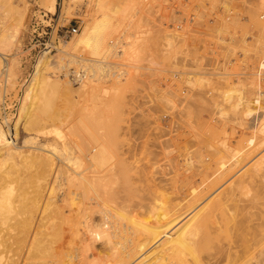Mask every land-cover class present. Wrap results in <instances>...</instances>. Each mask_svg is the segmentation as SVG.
Segmentation results:
<instances>
[{"label": "rangeland", "instance_id": "1", "mask_svg": "<svg viewBox=\"0 0 264 264\" xmlns=\"http://www.w3.org/2000/svg\"><path fill=\"white\" fill-rule=\"evenodd\" d=\"M132 1H135L136 3H134L138 7V11L134 15L128 13L123 14L127 8L129 0H110V12L108 13V19H113L116 22L115 26L112 27L113 31L110 32L112 40H115L120 36L125 37V35L128 34L127 31L124 32V30L127 28L123 25L126 24L131 17L132 24H135L136 26L135 29H138L137 31H139L143 36L138 57L136 61L132 63V66L134 65L133 68L127 65L128 62L126 60H121V57H109L108 61L110 63H114L116 65L120 64L118 69L115 71H118V73L121 71L123 74L120 76V80H115V76H113V78L106 77L104 76L105 73L104 75H101L102 79H100V82L102 80L104 82L106 81L105 83L103 81L101 82L104 84L106 89V92L104 91L102 93V100L99 98L93 101H87L82 97H77L76 94V97L64 100L59 93L61 90L52 85L53 88L51 89L50 87L47 89V91H49H46V95H48L50 107L52 106L50 111H55L58 114L56 117L57 120L51 117L52 121L49 118L48 121H46L47 124L42 122V124H46H43L45 128L43 125H41L42 128L39 125L36 127V129H32L34 131L30 130L31 133H29L34 136L33 134L36 133L37 129H41L40 133H44L36 137L37 139L35 140V144H33V146L37 148L44 147V145L52 143V141L56 139L55 134L51 133L55 130V128H58L59 131H62L60 133H63L64 138H67L66 140L70 141L71 144L74 145V148L77 145H82V142L85 140V138H89V135H86L88 131H91L95 137L105 139L108 142L109 149H111L110 154L113 157L111 165L113 164V168L116 167L114 169L115 173H122L124 175L123 181L120 179L116 185L114 184V187H119L118 195L126 197V201L122 205H124L126 210L129 212H135L138 218L143 219L144 222L147 220V217H149L150 214H153V211L159 210V208L165 210L170 206H173L175 202L177 205L180 204L181 207L184 205V203H186L187 206V204L190 202L189 193L191 191V186L194 188L198 185V188H200L202 184L204 185L207 182H210L209 184L207 183L204 185L206 188L204 187L200 189L202 190L208 188V191H206H211V193H209L207 196L204 195L203 199L200 200L201 202L199 201V207L196 210H193V212L187 210L189 205L187 206V209H183V211L187 210V212L184 214L186 216L182 215V217H184H181L183 223L203 205H206L218 195L226 192L229 185L233 181H236L238 178H240L251 167V163L255 162L264 154V148H262V151H257V153H260H258L259 155L254 153L250 159L246 160L242 164L243 167L241 166L240 169L232 174H229V178L226 176V181L222 180L221 183L218 182L219 186L217 184V188L213 189L215 185H212L213 188L211 187V181H213V177L210 171L212 172L214 170L215 164L213 159H211L213 151L210 147L208 148L207 144H212L214 140H217L215 138H226L228 139L230 145L233 144L232 146H236L235 144L238 143L237 140H239L243 134L248 135L250 130L247 128L246 124L240 125L238 119H236V115L233 113H231L229 119L226 120L227 122L230 121V123H225V119L222 121V118H220V116L217 114L214 116L215 118H211L213 117L214 112L211 110L212 106H209L208 101L206 100L215 97V99L219 101L221 98L220 96L218 97V95H220L222 91H225L231 87L230 83L232 79L233 83L236 81V83L232 84V86L236 87L240 77H252L249 75L251 70L253 72L258 59L255 60L254 58L256 47H254V45H256V43L253 44V39L256 31L253 29L250 19L251 17H248V15L251 14L250 12L257 5V0H247L250 2H247L246 0ZM8 2L9 1L7 0H0V51L4 54L8 61V65H3V60H0V127H2L9 136L8 141L3 146L14 148V143L12 142L14 141L20 147H22L20 151L28 152L32 150V143H22L23 138L27 136V132L22 126H20V133L18 136L17 129L21 116L24 113L26 105L29 101L36 77L40 72L42 63L49 54L55 55L59 52L57 51V46L60 45L59 49L62 48V43L70 41L82 32L81 30L83 29L85 21L89 17V11L86 7L87 0H74V3L71 1L70 14L68 15L64 14L67 0H54L53 5H44L43 0H10V2L13 3V9H11ZM244 3L249 5H245ZM242 11L245 12V14ZM242 13L244 14L243 16ZM246 13L249 14L247 15ZM74 27L77 29V32L70 33L71 29ZM249 31L252 36L250 35ZM165 34L170 36L169 40L171 41L172 46H168L166 39L162 38ZM218 36L220 39H223V42H221L219 38L217 39ZM48 42H51L53 49L42 50L43 44ZM239 43H242L240 45L241 47L239 46ZM243 44L244 46L249 47H242ZM247 48L250 49L247 50ZM39 50H41V52H39ZM242 50L246 52L248 51L246 55L243 56L244 51ZM84 56L86 57V55ZM246 56L249 58V62ZM263 58L261 59V62L264 61ZM54 61L55 59L52 60L53 64L55 63ZM247 63L248 68H254H249L251 70L246 69V71H244V65L246 66ZM260 65L264 66V63H260ZM11 66L13 70H11ZM3 67H6L7 69L6 71L7 74H9V80L4 81V79L1 78ZM119 68L121 70H119ZM243 71L245 73L247 72L248 75H244ZM60 73L61 72H59L57 69H52L48 70L46 75L48 76L49 80L53 82L56 79H60L59 75L62 74ZM114 73L115 72H112V75ZM228 75L231 76L229 77ZM72 76L73 75L69 74L68 80L71 81L73 85L75 84L74 87H78V85L76 86V84H78L77 81L75 79L73 80L74 77ZM229 78H231V81ZM64 79H67V77L63 78V80ZM23 80H28V83L25 88L22 89L20 87V83ZM74 81H76V83ZM228 83L230 85H228ZM261 85H264V79L262 80ZM237 86L239 85L237 84ZM247 89L249 90L250 87L248 86ZM262 89L264 92V86ZM6 91L8 94H10L11 99L18 100L19 98L16 106L17 111L15 117L13 118L12 116L6 118L1 113V102L3 101V94ZM207 91L208 94H205ZM56 92L58 94H56ZM209 92H211V95ZM195 93L201 94L203 96L202 98H204V101L201 100L199 103L197 102L195 104L193 102V99H195ZM236 95H238V93ZM166 97H168L169 101L171 100V102L168 100L165 101ZM101 101H103V103H101ZM191 108L193 110L188 113V109ZM202 109H204V111ZM207 113L211 115H208ZM231 118H234V120ZM5 119H8V122L11 124L9 127L10 129L7 128L6 125L3 127V122ZM183 121H185V123ZM223 122L225 124H223ZM54 123H56V125H54ZM188 124L193 126L190 127L192 128V132H190ZM48 125H50V127ZM245 128L248 129V131ZM193 132L195 135H193ZM196 134H198V136ZM239 134L240 136L238 138ZM205 153L208 156H206ZM204 155L206 160H204ZM213 158L215 159L214 155ZM15 161H20L19 165H16L19 171L16 170L15 167H12L14 171L11 169V175L7 177L8 179L6 178L9 181L8 183H11V185L8 184V186L9 188L12 187V189L10 188L12 194L9 200L3 203L4 205L2 212L5 214V219L0 223V236H17V228L15 225L22 221L20 220L22 216L24 217L22 205H24V201H28L24 198H30L33 195H36L34 192L35 179L33 176L35 169H33L32 164L30 161L23 162L21 158L16 159ZM206 161L209 163H206ZM210 163L213 166L210 165ZM207 165L209 167L206 169ZM3 166L4 165L1 166L0 164V167L3 168L2 170L6 168V166L5 168ZM81 168H86V164ZM208 170L209 172H207ZM203 172L206 174L205 179L207 180L203 179L205 175ZM173 180H175L176 183ZM186 181L187 183L190 181L189 185L192 184L190 188H188L187 183L185 184ZM153 185L155 187H153ZM158 186L161 190L158 189ZM134 187L135 189H133ZM137 187L139 189H137ZM251 187L253 189L251 193H253L255 186L252 185ZM61 188V190L58 188V191L53 193L52 197L57 198L59 193L62 191L67 194L66 192L69 190L77 191L79 189L75 183L63 185ZM121 188L122 191L120 190ZM182 188L185 189V191L182 192ZM176 189H179V192L181 191L182 193H185L186 197L183 196L181 192L178 194ZM159 191L163 192L164 195L162 194V196H167V201L164 200V197L162 198L161 195H158ZM169 193H171V195ZM151 194L153 195L152 197L150 196ZM174 194L176 196H174ZM180 196L182 198H179ZM244 196L245 194H243V197L241 196L242 200H247L250 198V196H247V198ZM183 197L185 199L184 201ZM145 198L146 200L148 199L147 202L144 200ZM157 199L159 200L158 202H162L161 199H163L165 207L163 203H158L156 201ZM186 200L189 201L186 202ZM118 201L121 202L119 197ZM132 201L134 202V205L132 204ZM137 201H139V203ZM165 202L169 203V207H167V203L166 206ZM240 204H243V202ZM127 206H129V208ZM186 206L184 207L186 208ZM130 208H133L134 210L140 208V214L138 215V209L135 211L132 209V211ZM147 208L149 209L147 210ZM68 210V207L65 208V215L68 214ZM145 213L148 216H146ZM141 214L142 217L140 216ZM91 215L94 219L99 218L97 213ZM143 215L146 217L143 218ZM228 216V212H223L218 215L216 222L226 221ZM18 220L20 221L18 222ZM44 222L46 223L48 230L52 231L51 234H55L53 236H69V233L66 232L64 225L59 220H57V224L54 229L52 228L50 220L47 218V216ZM212 226L213 224H211L209 228ZM262 230H264V228H262ZM258 234V237L245 236L246 239H244V236L243 238L242 236H239V239L237 238L238 236H199L202 239L200 241L204 242V244L200 243L201 248H197L198 251L195 254L196 259L193 256L190 258V263L189 261H187V263L199 264L201 261L202 263L200 264H244L245 261L247 262L249 260L248 255H256L259 258L260 252L264 251V236ZM224 235H226V233ZM212 237L215 239L211 240ZM228 237L229 239H227ZM231 237L232 239H230ZM254 237L258 239L261 237V241L260 239L259 241L258 239H254ZM241 238L244 239V242L246 241L247 243H245L250 246L246 245ZM255 241L256 244L258 243L257 246ZM206 243H210V245ZM235 243L236 246L233 245ZM243 244H245V247H243ZM230 246H232L237 251V253L235 251L236 256L233 248ZM247 246L250 248L248 249ZM236 247H239L240 249ZM251 247H254V250L252 249L251 251ZM255 247L257 248L255 249ZM101 248L102 242L97 240L95 243V249L100 251ZM230 248L232 249L230 250ZM232 251L234 254L232 253L231 255ZM241 252H244L245 254H241ZM247 253L248 255H246ZM48 254L53 255L55 252H49ZM237 254H239L240 258ZM10 255L13 254L10 253ZM175 258L176 256L173 257V259ZM193 258L195 259L196 263H193ZM177 259L180 260L181 256ZM202 259H205V261ZM208 259L211 260L208 262ZM187 260H189V258ZM137 261L131 264H135ZM174 261L176 264H179L177 262H180L181 264V261ZM215 261L217 263H215Z\"/></svg>", "mask_w": 264, "mask_h": 264}, {"label": "bare ground", "instance_id": "2", "mask_svg": "<svg viewBox=\"0 0 264 264\" xmlns=\"http://www.w3.org/2000/svg\"><path fill=\"white\" fill-rule=\"evenodd\" d=\"M7 1H9L8 3L11 9H13L14 8L13 3L10 2V0ZM71 1L73 2L74 0ZM71 1L67 0L66 2V9L64 11L65 15L70 14ZM43 2L44 5L54 4V0H43ZM134 2L132 0H129V3L127 4V8L123 12V14L128 13L134 15L138 11L137 9L138 7L135 4L136 2L135 3ZM245 5H249V4L246 3ZM86 7L89 11V17L85 21L83 29L81 30L82 32L78 36L71 39L70 41L62 43V48L59 49L60 45L57 46L58 47L57 51L59 52L55 55L49 54L42 63L40 72L37 75L35 83L33 85L32 92L29 101L26 105L24 114L18 125V129H17L18 136L20 133L19 132L20 126H22L23 129L27 132V136L23 138L22 143L25 144L32 143L33 146V144H35V140L37 139L36 137L44 133L43 132L40 133L41 129H37L36 133L33 134L34 136H32V134H30L31 131H34L32 129H36V127L39 125L42 128L41 125L44 124V123L42 124V122L46 123V121H48L49 118L50 120L52 119L51 117L57 120L56 119V117L58 116L57 112H55L53 108L52 109L55 113L50 111L52 106L50 107L48 101L49 100L48 95H46V93L49 91V90L47 91V89H49L50 87L52 89L53 86L59 88L61 90L59 93L64 100L68 98H74L76 96L82 97L87 101L90 100L93 101L99 98L102 100L103 99L102 93L104 91L106 92V89L104 84L101 83L103 80L100 82V79H102L101 75L102 74L104 75L105 73L104 76L106 77L113 78V76H115L116 77L115 80H120V76L123 74L121 71L119 73L118 71H115L116 69H118V66H120V64L116 65L114 63L113 64L110 63L108 61L109 57L110 56L121 57V60H126L128 62L127 65L129 67L133 68L134 66V65L132 66V63L135 62L138 57L143 36L140 34L139 31H137L138 29H135L136 28L135 24H132V17L128 20L126 24L123 25L127 28L124 30V32L127 31L128 34H126L125 37L120 36L117 39L112 40L110 32L113 31L112 27L115 26L116 22L113 19H108L109 17L108 13L110 12V0H87ZM243 13L245 14V12ZM243 13L242 16L244 15ZM250 13H251L250 15H248L249 13L246 14L248 15V17H251L250 19L253 25V29H255L256 31L255 32L256 34L254 33L255 36L253 34L254 36L253 44L256 43V45H254V47L256 46L254 58L255 60L258 59V61L256 66L254 65L255 68L253 67L255 70L252 67H249L253 69V72L251 69L248 68L247 66L248 63L246 64L247 67L244 65V71H246V69L251 70L252 73L250 72L249 76L252 77L247 78L245 76V77H240L239 79L236 78L239 80V82L237 80L238 82L237 84L239 86H237L236 84V87L232 86V84H235L236 81L235 83H233L232 82L233 79L231 81L232 78L231 77L229 78V80L231 81L230 83L231 87L228 89L224 88L226 90L222 91L221 94L218 95V97L220 96L221 98L219 101L215 99V97L206 100L208 101L209 106H212V108L211 107L210 108L214 112L213 117L211 118H215L214 116H216L217 114L218 116H220V118H222V121L225 119V123H226L227 122L226 120H228L231 113H233L236 115V119H238L239 124L240 125L246 124L247 128L250 130V133L248 135L241 134L242 135L241 138H239L240 134L238 135L239 140H237L238 143L235 144L236 146H232L233 144L230 145L228 139L226 138L223 139V138H215V137L214 138L217 140L213 139L214 142H212V144L210 145L207 144L208 148L210 147L212 149L213 155L215 156V159L213 158V155L211 157V159H213L214 161L215 168L212 172L210 171L213 177V181L211 182L216 183V184L211 183V187L212 185L216 186V187L214 186V188L212 187L213 189L217 188V184L219 186L218 182L221 183L222 180L224 181L226 176H228L227 178H229L230 176L229 174H232L238 169H240L242 164L246 160L250 159V157H252L254 153H257V151H260L262 148H264V92L262 91L263 90L262 87L264 85L263 86L261 85L262 80L264 79L263 78L264 66L260 65V63H264V61L261 62L262 61L261 59L264 57V0H257V5ZM250 35L252 36L251 33ZM169 37H170L169 35L165 34L163 35L162 38L166 39L168 46H172ZM218 38L219 36L217 37V39ZM220 40L221 42H223L222 38ZM242 43H239V46ZM242 47H249V46H244L243 44ZM249 49L250 48H247V50ZM247 52L244 51L243 56L246 55ZM84 55H86V57ZM0 58H1L0 60H3V65L5 64L8 65L7 58L4 56V54L1 51H0ZM53 59H55L54 64L52 63ZM247 59L249 62L248 57ZM52 69L53 70L57 69L59 72L62 73V74L60 73L61 75H59L60 79H56L53 82L50 81L48 76L46 75L48 70H52ZM11 70H13V68ZM119 70L121 69L119 68ZM244 71H243L244 75H248V73L247 72L245 73ZM112 72L115 73L112 75ZM69 74L73 75L72 76L74 77L73 80L75 79L77 81L78 84H76V86L78 85V87H74L75 84L73 85L72 82L68 80ZM228 76L230 77L231 75ZM236 76L238 77L237 74ZM8 77L9 74H6V80H9ZM66 77L67 79L63 80V78ZM76 81L74 82L76 83ZM230 84L228 83V85ZM248 86L250 87L249 90L247 89ZM210 93L211 92H209V94ZM237 93L238 95H236ZM56 94L58 93L56 92ZM205 94H208V91ZM202 97L203 96L201 94L195 93L194 94L195 99H193V102L196 104L197 102L199 103L201 100L204 101V98ZM167 100L169 101L168 97L165 98V101ZM169 102H171V100ZM101 103H103V101H101ZM192 110H193L192 108L188 109V113ZM202 110L204 111V109ZM231 119L234 120V118ZM183 122L185 123V121ZM228 122L230 123V121ZM225 123L223 122V124ZM5 125L7 128L10 127V122H8V119H5V121L3 122V127ZM54 125H56V123H54ZM190 125L188 126V128L193 127ZM240 125L238 126L241 127ZM48 126L50 127V125ZM248 129L246 130L248 131ZM60 132L62 131H59L58 128H55V130L51 132L54 133L56 136V139H54L52 143L44 145V147L41 148L40 147L37 148L33 146L32 150L26 152V151H20L22 147H20L14 141H12L14 143V148L3 146L8 141L7 138L8 135L6 134L4 129L0 127V164L1 166L4 165L3 166L4 168L6 166L4 170H2L3 168L0 167L1 168L0 170H2L0 171L1 172L0 173V223L3 222L5 219L4 216L5 214H3L2 212V208L4 205L3 203L7 202L12 194V191L10 190V188L12 189V187L9 188L8 186L9 181L7 180L8 179L7 177L11 175L12 167L13 168L15 167L16 170L19 171L16 165H19L20 161L19 162L17 161L18 162L17 163L15 161L16 159L21 158L23 162L30 161L33 169H35L33 176L35 179L34 192L36 194L35 196L33 195L30 198L29 197L24 198L28 201L26 202L24 201V205H22L24 211V217L22 216L23 219L20 216L21 217L20 220L22 221L18 223L19 225L18 224L15 225L17 228V233H16L17 236H0V264H131L133 262H136L137 260L138 261L135 264H162V263L176 264L174 260L181 261V264H188L187 261H189L190 263L191 261L190 258H192L193 256L195 258V254L198 251L197 248L198 247L201 248L200 243L204 244V242L200 241L202 239L199 236H214V237L238 236L237 238L239 239V236L240 237L242 236V238L243 236L258 237L257 236L258 232L261 236H264V234H262L264 233V230H262V228H264V154L261 157H259L255 162L251 163L252 164L251 167L240 178H238L236 181H233L229 185L226 192L218 195L206 205H203L183 223L181 220L182 215H184L185 212H187V210H190V212L196 210L199 207L198 205L200 204L199 201L203 199L204 195L207 196L209 193H211V191L207 192L208 188L200 190L201 188L205 187L204 185H206L207 183L209 184L210 182H207L204 185L200 183L202 184L200 188H198L197 184H196L197 187H194L193 185L194 188H192L191 186L192 184L189 185L190 181L189 183H187L186 181L185 184L187 183L188 188H190L191 186V191L189 189L190 202L187 204V206L189 205L188 209L186 203L182 205L183 207L182 208L181 205L180 204L177 205L176 202H175L176 205L173 203L174 205L170 207H169V203L165 202V204L166 203L168 204V206L167 204L166 206L169 208L165 210L159 208V210L161 211L155 210L159 212L153 211V214L152 215L150 214L149 217H147V220L148 219L149 220L148 221L146 220L144 222L143 219L138 218L135 212L134 213L129 212L128 210H126L125 206L122 205L123 203H125L126 197L124 196L122 197L121 195L120 196L118 195L119 187H114V184L116 185V183L120 179L123 181L124 175L122 173L116 174L114 171L116 167L113 168L114 167L112 166L113 164L111 165V161L113 160L112 159L113 157L110 154L111 149H109L108 142L105 139H100L99 137H95V135L91 131H88V133L86 132L87 133L86 135L87 136L89 135V138L88 139L85 138V140L82 142V145H77L74 148V145H72L70 141H67L66 140L67 138H64L63 133ZM190 132H192V128H190ZM240 133H241V129H240ZM193 135H195L194 132ZM196 135L198 136V134ZM206 156L208 155L206 154ZM204 158H205L204 160H206L205 155ZM207 162L208 161H206V163ZM85 164H86V168H81ZM208 165L206 169L209 167ZM210 165L212 164L210 163ZM207 172H209V170ZM203 174L205 173L203 172ZM205 177L206 174L204 175L203 179H205ZM173 181L175 182V180ZM74 183L77 184L79 188L77 191L69 190L68 192H66L67 194H65V192L62 191L59 193L57 198L52 197L53 193L58 191L57 190L58 188H60V190L62 189L61 186L66 184L67 185L74 184ZM9 185H11V183ZM252 185L255 186L253 193H251V191L253 190L251 187ZM153 187L155 186L153 185ZM133 189H135V187ZM137 189L139 188L137 187ZM158 189H160V187ZM120 190L122 191V188ZM177 191L179 194L181 191L182 192L185 191V189L182 188L180 192L179 189ZM162 194H163L162 191L158 192V195L162 196ZM169 194L171 195V193ZM243 194H245L244 197L247 198V196H250V198H248L247 200H242L241 196L243 197ZM182 195L186 197L185 193H182ZM150 196L152 197L153 195L151 194ZM174 196L176 195L174 194ZM118 197L121 202L118 201ZM163 197L164 196H162V198ZM166 197L167 196L164 197L165 198L164 200L167 201L168 198ZM179 198L182 197L180 196ZM144 200H146V198ZM161 200L162 202H158L159 201L158 199L156 201L158 203H163L164 205L163 202L164 200L163 199ZM184 200L185 199L183 197V201ZM189 200H186V202ZM137 202L139 203V201ZM241 202H243V204H240ZM133 203L134 202L132 201V204ZM129 206L127 207L129 208ZM184 206H186V208ZM67 207L69 208V210H68V214L65 215V208ZM148 209L149 208H147V210ZM183 209H187V210L183 211ZM139 210L141 209L139 208L138 211ZM223 212H228L229 216L227 217V220L223 222H219V221L216 222L218 215ZM94 213L98 214L99 216L98 219L92 218L91 214ZM139 214L140 211L138 212V215ZM142 214L140 215L141 217ZM145 215H143V218L148 216ZM46 216L50 220L53 229L57 224V220H59L64 225V228L66 229V232L69 233V236H53L55 234H51L52 231L48 230V227L44 222ZM20 220H18V222ZM211 224H213V226L209 228ZM222 233L224 234L226 233V235ZM213 239L215 238L212 237L211 240ZM227 239H229V237ZM230 239H232V237ZM244 239H246V237ZM244 239H242L243 242ZM254 239H258V238L254 237ZM97 240L102 242V248L100 251L95 249V243L97 242ZM206 244L210 245V243H206ZM245 244H243V247H245ZM233 245L236 246V243ZM232 248H230V250ZM249 248L250 247H248V249ZM253 248L251 247L250 250L252 251ZM256 248L257 247H255V249ZM233 250L235 253L236 250L234 248ZM148 251L149 253L147 254ZM49 252H55V254L49 255L48 254ZM10 253H12L13 255H10ZM232 253L233 251L231 252V255ZM243 253L241 252V254ZM248 253L246 255H248ZM239 254L237 255L240 258ZM179 255L181 256L180 260L177 259L180 258ZM175 256L176 258L173 259V257ZM248 256H249L248 257L249 260L247 261L248 263L245 261L246 264H264V251L260 252L259 258L256 255L255 256L248 255ZM188 258L189 260H187ZM239 258L237 259L240 260ZM195 259L192 260L193 263L194 262L196 263ZM202 260L205 261V259ZM209 260L211 259H208V262ZM177 263L180 264V262ZM200 263L202 262L200 261ZM215 263L217 262L215 261Z\"/></svg>", "mask_w": 264, "mask_h": 264}, {"label": "built area", "instance_id": "3", "mask_svg": "<svg viewBox=\"0 0 264 264\" xmlns=\"http://www.w3.org/2000/svg\"><path fill=\"white\" fill-rule=\"evenodd\" d=\"M77 32V29L74 27L71 29L70 33H76ZM53 49V45L51 44V42H48V43H44L43 44V48L42 50H52ZM39 52H41V50H39ZM2 72H1V78L5 79L6 80V74H7V69L6 67H3L2 68ZM28 83V80H23L20 84H21V88H25V86L27 85ZM10 94L7 93V91L3 94V101L1 102V113L4 115V117H9V116H12L15 117V114H16V111H17V102L19 101V98L18 100H15V99H11L10 98ZM11 125V124H10Z\"/></svg>", "mask_w": 264, "mask_h": 264}, {"label": "trees", "instance_id": "4", "mask_svg": "<svg viewBox=\"0 0 264 264\" xmlns=\"http://www.w3.org/2000/svg\"><path fill=\"white\" fill-rule=\"evenodd\" d=\"M23 114H24V113H23ZM23 114H22V116H23ZM22 116H21V119H22ZM21 119H20V121H21ZM20 121H19V122H20Z\"/></svg>", "mask_w": 264, "mask_h": 264}, {"label": "crops", "instance_id": "5", "mask_svg": "<svg viewBox=\"0 0 264 264\" xmlns=\"http://www.w3.org/2000/svg\"><path fill=\"white\" fill-rule=\"evenodd\" d=\"M7 138H9V136H7ZM11 139V138H10Z\"/></svg>", "mask_w": 264, "mask_h": 264}]
</instances>
